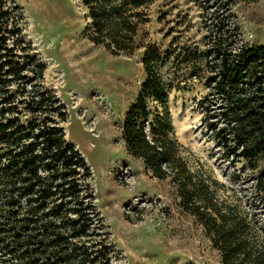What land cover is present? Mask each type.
<instances>
[{
    "label": "trees",
    "instance_id": "trees-1",
    "mask_svg": "<svg viewBox=\"0 0 264 264\" xmlns=\"http://www.w3.org/2000/svg\"><path fill=\"white\" fill-rule=\"evenodd\" d=\"M16 1L0 0V262L112 264L88 181L91 169L66 137L67 110L44 83L45 64L22 33ZM149 1L83 0L88 38L114 54L131 53L144 16L139 9ZM234 1L258 0H226L227 7ZM217 32L210 81L224 103L218 133L259 169L255 190L264 196V44L236 51L238 27ZM154 57L151 50L144 56L147 77L123 122L128 151L154 176L177 184L180 205L203 224L220 264H264V230L256 233L247 213L219 199V182L188 166L172 134L170 84ZM150 97L159 104L151 106Z\"/></svg>",
    "mask_w": 264,
    "mask_h": 264
},
{
    "label": "rangeland",
    "instance_id": "rangeland-1",
    "mask_svg": "<svg viewBox=\"0 0 264 264\" xmlns=\"http://www.w3.org/2000/svg\"><path fill=\"white\" fill-rule=\"evenodd\" d=\"M16 4L24 17L22 33L45 64L44 83L67 110L62 123L66 137L91 169L88 181L112 249V264L221 261L203 224L180 205L177 184L171 177L154 176L123 139L125 115L147 77L148 50L155 54L156 70L170 84L172 134L188 166L219 182V199L247 213L256 233L264 230V196L255 190L259 169H252L240 150L224 145L226 138L218 133L225 125L220 115L224 103L210 81L219 28L238 27L236 51L264 44V0L234 1L229 7L226 0H150L139 9L144 16L133 51L119 54L88 38L90 17L83 0ZM69 43L76 44L75 59L84 50H90L88 59L92 53L97 58L77 70L70 67ZM157 104L150 97V105ZM156 110L161 112L162 106Z\"/></svg>",
    "mask_w": 264,
    "mask_h": 264
},
{
    "label": "bare ground",
    "instance_id": "bare-ground-1",
    "mask_svg": "<svg viewBox=\"0 0 264 264\" xmlns=\"http://www.w3.org/2000/svg\"><path fill=\"white\" fill-rule=\"evenodd\" d=\"M67 46H68L67 50L71 53V54L68 53V55H67L69 57V59H68L69 66L72 67V68H75L76 70L79 69L80 66H82V63H85V62H88V61H90L92 59H96L97 58L96 53H92V55H90V57H89L90 59H88L86 54H88V52L90 50L89 51L88 50H84L85 53H79L78 58L75 59L73 54H72V52H73L72 48L75 47L76 44H74V46H73V43H69ZM65 48H67V47H65Z\"/></svg>",
    "mask_w": 264,
    "mask_h": 264
}]
</instances>
